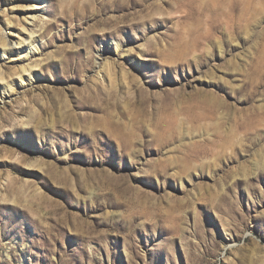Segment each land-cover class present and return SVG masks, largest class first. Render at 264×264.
<instances>
[{
	"label": "rangeland",
	"instance_id": "obj_1",
	"mask_svg": "<svg viewBox=\"0 0 264 264\" xmlns=\"http://www.w3.org/2000/svg\"><path fill=\"white\" fill-rule=\"evenodd\" d=\"M31 14L37 50L0 49V264H264V0Z\"/></svg>",
	"mask_w": 264,
	"mask_h": 264
},
{
	"label": "bare ground",
	"instance_id": "obj_2",
	"mask_svg": "<svg viewBox=\"0 0 264 264\" xmlns=\"http://www.w3.org/2000/svg\"><path fill=\"white\" fill-rule=\"evenodd\" d=\"M44 3L45 0H23L21 7H24V9H17L16 11L14 1H8L6 3L2 9L4 17L3 24L0 22V43L2 45L0 49L2 57L7 54L11 55L14 52L17 53L19 57H27L37 50L34 35L30 32L31 26L28 22V17L32 15L31 13L34 10H40V8L44 7ZM4 30L7 31V33ZM116 47L118 49L119 45ZM26 70H29L28 73L32 74V69L30 68L23 69L22 73ZM0 75L4 78L5 72L2 68H0ZM28 79L32 81L33 78L29 75ZM20 83L22 85L23 80ZM12 87L13 81L3 84V89H12Z\"/></svg>",
	"mask_w": 264,
	"mask_h": 264
}]
</instances>
